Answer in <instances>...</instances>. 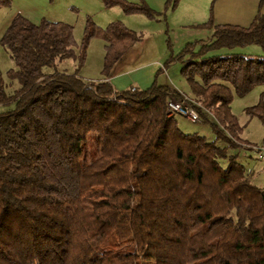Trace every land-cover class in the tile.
<instances>
[{
    "label": "trees",
    "instance_id": "16d2710c",
    "mask_svg": "<svg viewBox=\"0 0 264 264\" xmlns=\"http://www.w3.org/2000/svg\"><path fill=\"white\" fill-rule=\"evenodd\" d=\"M103 2L155 15L144 3ZM205 25L212 37L168 64L182 63L185 95L224 145L167 113L184 95L172 86L115 88L113 66L141 39L123 22L88 19L76 49L70 23L12 18L1 37L14 67L9 80L0 68V105L10 106L0 110V264H264V186L229 154L245 140L225 83L239 95L264 83V55L209 54L264 49V13L249 26ZM94 37L105 41L108 73L97 80L77 72ZM67 58L76 72L58 70ZM246 113L264 123V91Z\"/></svg>",
    "mask_w": 264,
    "mask_h": 264
},
{
    "label": "rangeland",
    "instance_id": "374dc122",
    "mask_svg": "<svg viewBox=\"0 0 264 264\" xmlns=\"http://www.w3.org/2000/svg\"><path fill=\"white\" fill-rule=\"evenodd\" d=\"M129 1L144 3L155 12L154 17L145 13L129 14L120 6L107 7L103 0H12L10 6L2 7L0 10V68L6 80H9L6 72L14 67V62L1 44V37L11 21L8 20L10 13L18 9L23 10L18 13L24 12V15L36 23L47 18L72 24L76 49L82 41L88 19L100 27H106L114 21L123 22L141 35V39L132 44L124 58L113 66L111 72L117 71L116 74L122 72L112 79L115 88L117 90L132 87L143 89L157 82L175 86L188 95L191 94V88L181 73L182 63L168 64L170 57L178 54L188 43L212 37L213 30L205 25L210 20H214L216 24L249 26L253 21L251 19L253 13L254 15L264 13V0H180L176 5L171 0ZM231 53L264 55V49L258 44H249L234 48H221L209 54L228 55ZM105 54V41L100 37H94L88 47L86 62L79 71H77V62L72 58L59 60L57 68L69 73L77 71L85 78H103L108 75L103 69ZM45 71L51 73L54 68L46 67ZM225 83L233 89L232 109L241 125L244 126L242 137L245 140L244 146L229 147V154H236L238 160L245 164L251 180L258 186H264V160L260 158L255 148L264 142V123L259 117H251L246 113L247 107L259 102L260 95L264 91V83L254 86L244 95L237 94L230 82L225 81ZM13 86H17V83ZM9 107L0 105V110ZM176 118L185 132H198L210 141L218 140L209 123L201 119L194 122L181 114H177ZM218 143L225 144L221 140H218Z\"/></svg>",
    "mask_w": 264,
    "mask_h": 264
},
{
    "label": "built area",
    "instance_id": "2783aa9c",
    "mask_svg": "<svg viewBox=\"0 0 264 264\" xmlns=\"http://www.w3.org/2000/svg\"><path fill=\"white\" fill-rule=\"evenodd\" d=\"M192 99L188 96L183 95L179 100L170 98L167 104V113L172 114H182L189 117L192 121H199L200 115L193 104H195ZM261 159L264 160V143L255 147Z\"/></svg>",
    "mask_w": 264,
    "mask_h": 264
},
{
    "label": "crops",
    "instance_id": "0c3cea01",
    "mask_svg": "<svg viewBox=\"0 0 264 264\" xmlns=\"http://www.w3.org/2000/svg\"><path fill=\"white\" fill-rule=\"evenodd\" d=\"M1 10V9H0ZM18 11H23L22 9H18V10H15V11H13L12 13H10V16H9V18H8V20H12V18L18 13ZM24 13V12H23ZM249 15V14H248ZM256 15H254V13H253V15H252V17H251V14H250V17H251V19H254V17H255ZM249 18V17H248ZM250 19V20H251ZM124 58V57H123ZM116 72L117 71H114V72H111V74L109 75V80L113 83V77H116V76H118L119 74H121L122 72H119V73H117L116 74ZM82 77H84V76H82ZM85 78V77H84ZM87 78V77H86ZM87 79H93V80H97L96 78H87ZM99 79H101V78H99ZM117 85H118V83H116ZM113 85H114V83H113ZM120 85V84H119ZM173 88H175L176 90H178V91H180L178 88H176L175 86H172ZM180 92H182V91H180ZM182 93H184V92H182ZM185 94V93H184Z\"/></svg>",
    "mask_w": 264,
    "mask_h": 264
}]
</instances>
